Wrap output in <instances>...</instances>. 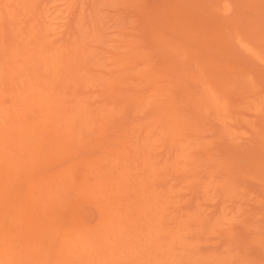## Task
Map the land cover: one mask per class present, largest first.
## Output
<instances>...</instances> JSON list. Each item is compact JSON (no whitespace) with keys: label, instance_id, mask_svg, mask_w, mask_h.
<instances>
[{"label":"bare ground","instance_id":"6f19581e","mask_svg":"<svg viewBox=\"0 0 264 264\" xmlns=\"http://www.w3.org/2000/svg\"><path fill=\"white\" fill-rule=\"evenodd\" d=\"M0 264H264V0H0Z\"/></svg>","mask_w":264,"mask_h":264}]
</instances>
